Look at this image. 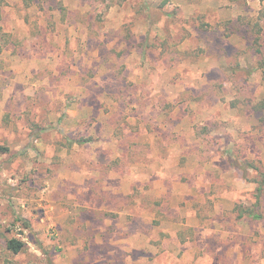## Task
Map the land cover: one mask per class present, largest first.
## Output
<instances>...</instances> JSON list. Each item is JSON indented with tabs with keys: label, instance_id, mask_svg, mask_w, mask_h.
I'll return each instance as SVG.
<instances>
[{
	"label": "rangeland",
	"instance_id": "obj_1",
	"mask_svg": "<svg viewBox=\"0 0 264 264\" xmlns=\"http://www.w3.org/2000/svg\"><path fill=\"white\" fill-rule=\"evenodd\" d=\"M260 59L264 0H0V264H264Z\"/></svg>",
	"mask_w": 264,
	"mask_h": 264
},
{
	"label": "trees",
	"instance_id": "obj_2",
	"mask_svg": "<svg viewBox=\"0 0 264 264\" xmlns=\"http://www.w3.org/2000/svg\"><path fill=\"white\" fill-rule=\"evenodd\" d=\"M115 1V0H114ZM118 2H124L126 0H117ZM259 39L257 38L256 41H255V44H256V49H255V53L257 55H261V50H260V45H259ZM258 65H259V68L263 70L264 72V59H260L258 61ZM87 141H79L80 144H83ZM263 175V174H262ZM257 192L258 194L256 195L257 196V199H259L260 195H261V189L260 187L257 188ZM256 205L259 203L258 201L255 202ZM247 216L248 218H252L254 220H259L261 219V216L256 214L254 209L253 210H245L243 212H241V214L239 215L240 218H243V216ZM25 248V243L22 239L20 238H11L9 240H7V243H6V249L11 252L12 254H19L20 252H22Z\"/></svg>",
	"mask_w": 264,
	"mask_h": 264
}]
</instances>
